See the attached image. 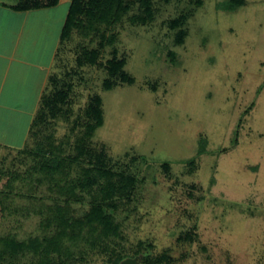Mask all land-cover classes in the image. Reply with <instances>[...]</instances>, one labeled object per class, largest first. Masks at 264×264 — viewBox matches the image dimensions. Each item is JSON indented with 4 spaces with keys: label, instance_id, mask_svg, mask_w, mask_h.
<instances>
[{
    "label": "rangeland",
    "instance_id": "rangeland-1",
    "mask_svg": "<svg viewBox=\"0 0 264 264\" xmlns=\"http://www.w3.org/2000/svg\"><path fill=\"white\" fill-rule=\"evenodd\" d=\"M110 2L98 0L99 21L77 27L51 68L59 87H72L65 114L47 122L56 142L45 146L64 147L98 98L102 125L92 145L106 147L111 179H137L117 215L122 239L107 250L85 234L80 264H112L119 254V264H264V0H121L127 13L105 22L98 11ZM97 26L101 41L90 32ZM81 46L96 52L94 65L78 64ZM113 57L132 83L109 76ZM51 90L48 83L47 96ZM72 142L63 150L71 153ZM19 160L5 165L23 171ZM73 208L78 219L89 210ZM38 222L8 216L0 232L23 240L39 234Z\"/></svg>",
    "mask_w": 264,
    "mask_h": 264
},
{
    "label": "trees",
    "instance_id": "trees-1",
    "mask_svg": "<svg viewBox=\"0 0 264 264\" xmlns=\"http://www.w3.org/2000/svg\"><path fill=\"white\" fill-rule=\"evenodd\" d=\"M58 1L21 0L17 8L31 10L52 7ZM93 1L95 0L90 1L91 4ZM111 1L109 7L106 4L104 10L98 11L99 15L102 12L101 19L105 22L110 16H121V20L123 14L127 13L121 0ZM95 2L91 6L84 4L83 0L70 1L61 45L65 42L74 43V31L83 27L88 18L90 25L99 21L95 11L101 5L98 0ZM97 28L94 27L90 32L101 41L105 33ZM81 47L85 55H79L78 64L94 65L96 52ZM123 62L113 57L107 62L106 71L112 78L117 77L122 82L132 83L133 80L122 73ZM72 72L68 71L65 76L72 77ZM59 82L57 76L50 77L48 83L52 87L51 94L43 96L41 107L31 124L28 140L31 145H26L16 154L20 157L19 164H22L24 170L17 171L14 167L6 166L9 157L0 159V221L8 216L29 218L32 215L39 220V234L27 236L23 240H17L16 235L8 230L3 234L0 232V264H80L85 258L83 251H80L79 241L85 234L88 235L86 240L90 242L88 245L92 244L94 237V245L100 242L107 250L111 247L110 242L122 239L123 226L117 215L125 204H130L136 191L137 179L124 173L113 175L111 179L112 172L105 165L109 161L106 147L101 145L96 148L92 145V136L102 125L98 108L100 100L93 98L90 107L85 111V123H75L70 128L69 135L64 136V147H70L72 138L75 139L71 145V153L63 150L62 145L56 148L53 145L45 146L56 142L55 123L47 122L49 119L62 118L66 112L63 111L64 107L70 104L72 85L65 84L63 80V86L59 87ZM104 86L108 89L112 87L109 80ZM12 160L14 162V158ZM81 162L83 163L80 164ZM76 165L78 170L73 171ZM84 167L88 169H82ZM44 192L47 193L46 196ZM17 200L21 206L14 205ZM74 205H87L89 210L84 217L78 219L75 217L77 212ZM51 229V233L48 232ZM84 229L86 232H83ZM195 235V230L192 229L186 237L192 242ZM28 256H33V261H28ZM120 261L121 254L115 256L112 264H119Z\"/></svg>",
    "mask_w": 264,
    "mask_h": 264
},
{
    "label": "crops",
    "instance_id": "crops-1",
    "mask_svg": "<svg viewBox=\"0 0 264 264\" xmlns=\"http://www.w3.org/2000/svg\"><path fill=\"white\" fill-rule=\"evenodd\" d=\"M20 1L0 0V159L17 154L29 140L54 75L71 0L31 10L18 9Z\"/></svg>",
    "mask_w": 264,
    "mask_h": 264
},
{
    "label": "water",
    "instance_id": "water-1",
    "mask_svg": "<svg viewBox=\"0 0 264 264\" xmlns=\"http://www.w3.org/2000/svg\"><path fill=\"white\" fill-rule=\"evenodd\" d=\"M121 264H136V260H125Z\"/></svg>",
    "mask_w": 264,
    "mask_h": 264
}]
</instances>
